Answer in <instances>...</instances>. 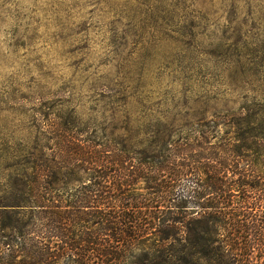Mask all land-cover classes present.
Instances as JSON below:
<instances>
[{
    "label": "rangeland",
    "instance_id": "1",
    "mask_svg": "<svg viewBox=\"0 0 264 264\" xmlns=\"http://www.w3.org/2000/svg\"><path fill=\"white\" fill-rule=\"evenodd\" d=\"M260 103L264 0H0V190L13 150L46 119L131 144L125 127L186 131ZM246 189L224 204L225 221L251 223L250 212L264 226V191ZM256 243L231 264H264Z\"/></svg>",
    "mask_w": 264,
    "mask_h": 264
},
{
    "label": "trees",
    "instance_id": "2",
    "mask_svg": "<svg viewBox=\"0 0 264 264\" xmlns=\"http://www.w3.org/2000/svg\"><path fill=\"white\" fill-rule=\"evenodd\" d=\"M57 119L38 126L45 142L36 134L13 150L0 190L9 203L0 204V264H231L254 240L264 254L262 223L250 212L251 223H226L223 211L232 192L264 191V103L186 131L163 129L167 120L125 127L131 144ZM218 123L221 136L211 134Z\"/></svg>",
    "mask_w": 264,
    "mask_h": 264
}]
</instances>
